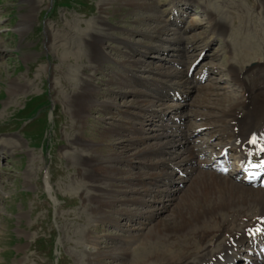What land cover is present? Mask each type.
<instances>
[{"label": "rangeland", "instance_id": "374dc122", "mask_svg": "<svg viewBox=\"0 0 264 264\" xmlns=\"http://www.w3.org/2000/svg\"><path fill=\"white\" fill-rule=\"evenodd\" d=\"M263 3L0 0V264H119L111 255L125 241L133 236L131 246L138 245L152 225L171 216L179 195L190 187L182 166L168 168L173 170L169 185L125 180L138 173H157L149 164L160 158L151 152L162 142L163 131L157 116L130 124L146 136L141 142L129 141L134 135L121 129L111 131L125 120L121 110L129 109L136 100L133 90L140 88L134 82L122 83V77L156 78L149 70L177 66L171 59L191 67L189 81L205 71L207 78L196 83V90L188 89L186 101L180 102L177 120L172 118L173 107L180 100H172L174 91L165 93L171 95L166 102L172 105L162 118L172 126L167 132L181 127L190 141L188 150L200 149L198 160L209 161L213 146L207 143L214 145L217 139L208 140L214 128L206 118L194 116V103L208 93L216 107L226 106L227 99L240 94L231 68L243 72L259 62L264 66V42L259 41L264 37ZM211 18L222 31H211ZM155 28L162 32L154 33ZM94 35L102 37L99 44L109 56L97 65L91 54ZM250 38L260 53L238 59ZM175 47L181 56H176ZM86 79L96 104L78 118L73 104ZM105 102L109 105L103 107ZM177 139H182L181 146L177 143L164 157L172 151L178 157L186 155L182 147L186 140ZM214 148L218 152V145ZM93 160L98 163L91 170L85 162ZM189 163L192 169L196 166ZM93 171L100 176L95 184L101 189L90 180ZM151 186L160 193L134 192ZM95 194L115 199L103 218L93 211ZM150 211L153 216L147 218ZM140 212L142 217L135 215Z\"/></svg>", "mask_w": 264, "mask_h": 264}, {"label": "bare ground", "instance_id": "6f19581e", "mask_svg": "<svg viewBox=\"0 0 264 264\" xmlns=\"http://www.w3.org/2000/svg\"><path fill=\"white\" fill-rule=\"evenodd\" d=\"M210 21L211 31H222L223 27L216 20L211 18ZM101 22H103L102 19ZM158 32H162L161 28H155L154 33ZM101 40L102 37L100 35H94L91 42L92 59H94L96 65L109 58L99 44ZM259 41L263 43L264 37L260 38ZM253 42L252 38L247 40L244 49L237 53L238 59H246L252 53L256 55L260 53L257 49H254ZM189 47H193V45H189ZM174 50L177 53L176 56L183 54L178 47H175ZM171 60L174 63L177 62L178 65L163 68L155 67L149 70L154 72L156 78H153L155 79L150 77V79L142 80L139 78V80L137 78L136 80L127 75L122 77V83L134 82L140 88L133 90L132 94H134L136 100L128 105L129 109L121 110L125 120L121 124L115 123L111 131L120 132L119 130L121 129L126 133L128 132V134L134 135L129 141H133V143L141 142L146 136L140 135V129L138 131L137 127L130 126V124L132 123L131 125H133V123L138 121L142 124L144 119L157 116L160 119L159 126L163 131V140L151 152L156 156H160V158L158 157L155 159L157 161L149 164V166L157 169V173H138L135 176H129L125 180L146 181L144 184L148 183L153 185V187L161 186L162 183V185H169L173 179V174L170 173L172 169L169 171L168 168L170 166H177L178 168L182 166L185 174L189 176L186 182L190 183V187L179 195L178 202L173 208L171 216L161 219V222L152 225L146 235L141 238L139 244L134 247L131 246L134 237H130L131 239L129 238V240L125 241L127 244L121 245L122 247L118 248L119 251L114 255L112 254L111 257H117L116 259L120 261L119 264H230L240 258L241 251L246 250L244 247L249 241L255 239L257 244H259L257 247H264V188L258 187V185L251 186L242 181L246 176V173L243 172L246 167L264 164V66L260 65L262 63L259 62V65L243 72L242 70L231 68V76L240 85V94L238 97H234L232 101L225 97L227 100L224 105L226 106L216 107L217 104L215 106L211 100H208V93H203V97H201L202 95L199 96L200 99L194 103L195 107H197L195 108L196 110H193L194 116L206 118L210 128H214L212 131L213 135H209L208 140L212 138L217 140H215L216 143L214 145L213 142L207 143L208 147L213 146L214 151L215 145H218V152L214 151L215 160L211 162V169L206 168L203 170L199 166H207L210 163L205 160L201 161L202 159L198 160L200 153H202L201 150L193 147V150L189 151L188 145H190V141L186 140L185 131L181 127H174L172 128L174 130L167 132L169 131L167 129L172 126L169 123L167 124V122H163L165 116L163 118L162 116L166 115V108L172 105L166 102V100L171 99V95L168 96L165 93L174 91L178 94L177 97H172V100H178V98L180 100L175 103L174 107L172 106L175 110L174 113L172 112V118L177 120L180 116L178 111V107L181 105L180 102L186 101L185 98L191 92H187L188 89L195 87L196 90V83L201 84L199 79L189 81L187 78L188 68L183 67L177 59ZM130 63L133 66L138 65L136 62ZM245 76L246 79L244 78ZM83 84L84 86L77 93L73 104L75 106L74 113L78 118H83L92 105L96 104V100L92 98V85L87 79L83 80ZM207 90L205 88L204 91ZM108 105L109 102L102 103L103 107ZM199 108L208 110L205 113V109L203 112L202 109L199 111ZM166 120L168 121L167 118ZM204 125H207V123ZM179 136L186 140L182 145L183 153L188 151L185 153L186 155L184 157L179 156V158L172 151L170 156L164 157V154L170 152L177 143H179L177 147L181 146L179 140L182 139H177ZM157 137L159 136H153V138ZM253 138L255 139L254 143L251 142ZM206 147L205 145V150ZM227 150L230 155L233 154L236 166L235 171L242 173L241 179L237 178L238 174H233L232 176L229 174L223 175L219 171L222 165L218 162L222 161L224 152ZM188 162L196 164V166L192 169L188 166ZM85 163L89 166V169L93 170L98 162L93 160ZM99 179V174L93 171L90 180H93L97 189H101L95 184V181L97 183ZM153 187L146 188L144 191L135 189L134 192L139 194L142 192L150 196L156 193L159 194L160 191ZM178 190H181V188ZM93 199L96 202L93 211L98 212V214L101 213V218L106 213L104 212L105 208L111 209L115 205V199H110L109 201L99 194L94 196ZM132 200L133 202L141 201L138 198H133ZM165 206L163 204L161 208L164 209ZM139 214L141 217L144 215L141 212L135 215ZM152 216L150 211L147 218ZM95 228L97 229V227ZM127 245L129 246L127 247ZM244 255L246 256L245 258L249 259L247 264H253V259L249 258L246 253ZM99 259L100 255L98 254L95 260L99 261ZM262 262L264 263V257Z\"/></svg>", "mask_w": 264, "mask_h": 264}, {"label": "snow or ice", "instance_id": "6c2138e0", "mask_svg": "<svg viewBox=\"0 0 264 264\" xmlns=\"http://www.w3.org/2000/svg\"><path fill=\"white\" fill-rule=\"evenodd\" d=\"M251 142H253V143H254V142H255V139L253 138V140H252Z\"/></svg>", "mask_w": 264, "mask_h": 264}]
</instances>
